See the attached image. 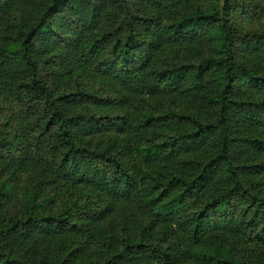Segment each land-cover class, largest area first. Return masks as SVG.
Instances as JSON below:
<instances>
[{
  "label": "trees",
  "instance_id": "trees-1",
  "mask_svg": "<svg viewBox=\"0 0 264 264\" xmlns=\"http://www.w3.org/2000/svg\"><path fill=\"white\" fill-rule=\"evenodd\" d=\"M209 1L0 0V264H264V32Z\"/></svg>",
  "mask_w": 264,
  "mask_h": 264
},
{
  "label": "rangeland",
  "instance_id": "rangeland-1",
  "mask_svg": "<svg viewBox=\"0 0 264 264\" xmlns=\"http://www.w3.org/2000/svg\"><path fill=\"white\" fill-rule=\"evenodd\" d=\"M226 3L232 5L231 16L237 27V29L241 33H251V32H264V0H218V2L209 1L205 4L204 10L209 11L214 7L220 8L221 10L226 6ZM207 52H202L200 47L190 46L184 53V58L186 62H201L202 59L207 56ZM87 71V72H86ZM77 70L75 75L70 78L69 85L73 89L85 90L84 85L87 84V87L95 86L98 89L101 85L106 87H111V85L106 84L102 78H97L94 73L90 70ZM96 80H95V79ZM95 80V81H94ZM112 89V88H111ZM152 102H150L151 104ZM162 104L165 110L172 111H183L185 105L180 102H173L169 99L165 100H157L156 105L159 106ZM142 109L149 107V104L142 103ZM171 108V109H170ZM135 110V109H134ZM133 109L130 110V113L134 117H139V113H136ZM148 111H151L152 114L156 113L155 110H151V106ZM158 111H161L158 109ZM142 116V115H141ZM26 177H22V179L18 183H14L13 180L9 184V188L12 189V202L21 199L25 196L27 191V179ZM12 179V178H11ZM50 192V194L47 192ZM43 194H46L47 200H54L52 204V209L57 210L60 208L66 207V205H72L75 201H81L84 203L89 198V194L84 193L83 198H79V195L74 194L73 199H66L65 192H55L54 188H47L44 190ZM69 196V195H68ZM66 199V200H65ZM47 202V201H46ZM122 209L117 215L109 220H107L101 228V233L106 235L105 233L111 230V227H115V231L119 232L121 229L122 218L124 215ZM230 244V243H229ZM231 245V244H230ZM66 251H71L73 249L79 250L75 255V264H104L109 259V255L107 253V249L104 245L98 243V241L89 242L87 245H83L80 239H72L67 241ZM264 248H262L263 250ZM66 253V252H65ZM116 251L114 252V254ZM113 254V255H114ZM256 261L252 260L251 264H255Z\"/></svg>",
  "mask_w": 264,
  "mask_h": 264
}]
</instances>
